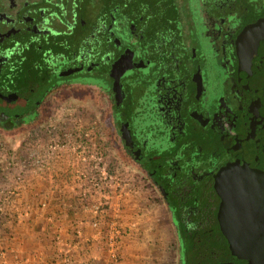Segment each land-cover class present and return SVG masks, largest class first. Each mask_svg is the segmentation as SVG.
<instances>
[{"label": "flooded vegetation", "instance_id": "af4514ba", "mask_svg": "<svg viewBox=\"0 0 264 264\" xmlns=\"http://www.w3.org/2000/svg\"><path fill=\"white\" fill-rule=\"evenodd\" d=\"M219 1L192 0L187 21L169 29L144 23L135 52L131 31L116 33L95 1L0 0V119L91 93L176 236L192 239L179 241L180 264H248L222 222L236 229V210L252 218L264 186V0ZM22 94L26 112L9 114ZM246 225L240 232H255Z\"/></svg>", "mask_w": 264, "mask_h": 264}, {"label": "crops", "instance_id": "0c3cea01", "mask_svg": "<svg viewBox=\"0 0 264 264\" xmlns=\"http://www.w3.org/2000/svg\"><path fill=\"white\" fill-rule=\"evenodd\" d=\"M32 135L16 139L12 164L0 166V264H141L138 229H126L138 220L131 193L111 200L86 196L82 166L66 147L53 146L67 135L39 142ZM107 158L114 169V157ZM118 217L123 234L116 259L105 229Z\"/></svg>", "mask_w": 264, "mask_h": 264}, {"label": "rangeland", "instance_id": "374dc122", "mask_svg": "<svg viewBox=\"0 0 264 264\" xmlns=\"http://www.w3.org/2000/svg\"><path fill=\"white\" fill-rule=\"evenodd\" d=\"M89 1H93V3L95 1L98 8L100 7L98 14L105 11L106 5L102 0ZM146 1L151 2L150 0ZM185 2L188 3L189 0H185ZM37 97L36 93L31 100ZM25 100L26 94H22V98L17 105L8 110L9 114L26 112ZM47 103L43 105L44 107L39 112L25 119L5 123L0 119V166L4 164L5 167H10L12 164V146L16 143V139H20L25 133L33 134L39 142L42 139L49 140L51 136L54 138L57 134H65L70 137L81 126L86 131L91 130L106 156H109V158L114 157L116 162L114 169L118 176L126 184H129L132 196L130 207L135 212L134 217L138 220L135 222L132 219L133 223H130V225L133 226L126 229L131 228L133 232L138 229L137 235L141 238L140 243L144 247V253L138 257V263L180 264L179 238L176 236L174 227L166 214L164 203L146 174L129 156L123 153L122 147L117 142V135L111 130L109 122L111 110L96 106L93 95L88 92L65 94L58 100L56 106L52 102ZM78 122H81V124ZM9 123L11 124L9 125ZM37 148L40 149V147ZM106 161H110V159L107 158ZM135 200L140 202L137 205L138 208L132 207ZM119 220L121 221L120 217L116 221H118L120 232L123 234V228ZM112 224L113 222L107 223L105 230H108ZM119 245H121V241Z\"/></svg>", "mask_w": 264, "mask_h": 264}, {"label": "built area", "instance_id": "2783aa9c", "mask_svg": "<svg viewBox=\"0 0 264 264\" xmlns=\"http://www.w3.org/2000/svg\"><path fill=\"white\" fill-rule=\"evenodd\" d=\"M81 124V122H78ZM81 126V125H80ZM69 140L55 143L54 147H66L74 155L79 165L80 177L87 182L86 196L111 200L113 195L121 197L124 193H131L129 184L118 176L115 169H111L106 161L107 156L98 145L96 136L92 131H86L83 126L68 137ZM5 200V199H4ZM0 214H4V208L0 206ZM110 225L105 235L112 257L117 259L119 243L121 241L120 225L117 218Z\"/></svg>", "mask_w": 264, "mask_h": 264}, {"label": "trees", "instance_id": "16d2710c", "mask_svg": "<svg viewBox=\"0 0 264 264\" xmlns=\"http://www.w3.org/2000/svg\"><path fill=\"white\" fill-rule=\"evenodd\" d=\"M105 3V7H114L112 10L103 11L102 15L109 16V18H103V21H112L115 27V32L120 31L124 36L125 31H131V46L130 49L137 51L139 46L138 42L134 44L135 33H140L142 25L144 23H161L163 29L171 28L176 23L186 22L188 7L191 5V1L188 3L185 0H102ZM101 1V2H102ZM176 1V2H175ZM178 1V2H177ZM195 6L202 7L205 5H219V0H193ZM150 5V6H149ZM187 5V6H186ZM149 6V7H148ZM187 7V8H186ZM160 10V11H159ZM154 27V26H153ZM125 30V31H124ZM117 35V34H116ZM117 49V47H116ZM138 54H136L137 56ZM12 122V121H11ZM11 123H9L10 125ZM8 125V126H9ZM181 223L179 227L183 228ZM180 242L191 243L192 239H185L179 237ZM193 242V241H192Z\"/></svg>", "mask_w": 264, "mask_h": 264}, {"label": "water", "instance_id": "95a60500", "mask_svg": "<svg viewBox=\"0 0 264 264\" xmlns=\"http://www.w3.org/2000/svg\"><path fill=\"white\" fill-rule=\"evenodd\" d=\"M122 93L124 92L122 91ZM10 98H14V95H10L9 97H7L8 100ZM12 102L14 101L12 100ZM131 147L132 152L136 156L137 160L143 162L144 156L138 149L137 145L132 144ZM255 196L257 197V201H255L256 209L255 213H252L254 214L252 218L240 214L239 220H236V216L234 215L236 214L237 210L234 211L235 213H232L234 220L236 222L238 221L236 236H234L233 233V230L236 229H229V224L231 223L230 219H225V221L222 222V226L225 234L228 235L229 241L232 243V251L234 255H237L239 258L246 259L248 261V264H264V186L263 189H261ZM257 206H259L260 209H258ZM249 213H251V210L249 211ZM224 214L225 212H223V214L221 215L224 216ZM224 223L226 224V226L224 225ZM239 224H247L246 226H251L256 230L255 232L248 234L243 231L240 232L242 228ZM238 239L241 243V247H238Z\"/></svg>", "mask_w": 264, "mask_h": 264}]
</instances>
